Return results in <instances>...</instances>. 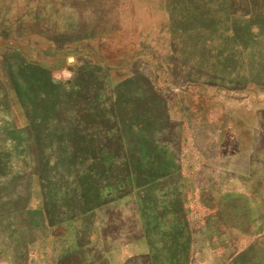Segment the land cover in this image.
<instances>
[{
	"label": "rangeland",
	"instance_id": "obj_1",
	"mask_svg": "<svg viewBox=\"0 0 264 264\" xmlns=\"http://www.w3.org/2000/svg\"><path fill=\"white\" fill-rule=\"evenodd\" d=\"M0 264H264V0H0Z\"/></svg>",
	"mask_w": 264,
	"mask_h": 264
},
{
	"label": "trees",
	"instance_id": "obj_2",
	"mask_svg": "<svg viewBox=\"0 0 264 264\" xmlns=\"http://www.w3.org/2000/svg\"><path fill=\"white\" fill-rule=\"evenodd\" d=\"M152 149H154L155 150V148H152ZM146 151L147 150H142L141 152L142 153H140V158H143L145 161H146V163H147V165H148V167H152L151 166V161H149V158L147 157V153H146ZM156 151V153H158V154H160V152L158 151V150H155ZM161 155V154H160ZM156 162V161H155ZM133 170H135V169H133ZM131 171V173H130V177L129 178H132V181L135 179V181L134 182H132L131 184H130V186L131 185H133V184H138V180H139V178L140 177H142L143 175H141V174H143V171L142 170H135V171ZM150 171V170H149ZM168 171H167V169H165L164 170V174L165 173H167ZM149 173V172H148ZM126 184H128V183H126ZM122 186H124V184L122 185ZM129 186V185H128ZM135 186V185H134ZM133 187V186H132ZM131 187V188H132ZM130 188V189H131ZM112 190V189H111Z\"/></svg>",
	"mask_w": 264,
	"mask_h": 264
},
{
	"label": "water",
	"instance_id": "obj_3",
	"mask_svg": "<svg viewBox=\"0 0 264 264\" xmlns=\"http://www.w3.org/2000/svg\"><path fill=\"white\" fill-rule=\"evenodd\" d=\"M148 139H149V140H148V143H149L153 148H155V150H158V151L160 152L161 155H164V153L167 152V148H168V147L165 148V147L159 145L158 142H157V139L152 138V137H149Z\"/></svg>",
	"mask_w": 264,
	"mask_h": 264
}]
</instances>
